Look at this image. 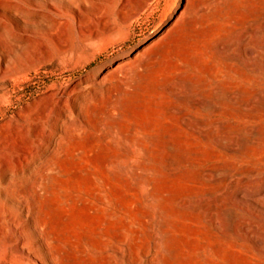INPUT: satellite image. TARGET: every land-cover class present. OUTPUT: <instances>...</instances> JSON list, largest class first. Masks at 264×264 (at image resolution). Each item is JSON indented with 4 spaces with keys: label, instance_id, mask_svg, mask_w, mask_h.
<instances>
[{
    "label": "rangeland",
    "instance_id": "1",
    "mask_svg": "<svg viewBox=\"0 0 264 264\" xmlns=\"http://www.w3.org/2000/svg\"><path fill=\"white\" fill-rule=\"evenodd\" d=\"M100 2L96 27L112 29L85 39L69 15L48 34L16 10L71 14L68 0H0V136L19 126L0 199L15 183L59 240L53 261L0 240V264H264V209L238 198L264 185V76L218 53L261 26L264 0H149L135 15ZM54 95L71 109L61 131L42 114Z\"/></svg>",
    "mask_w": 264,
    "mask_h": 264
},
{
    "label": "bare ground",
    "instance_id": "2",
    "mask_svg": "<svg viewBox=\"0 0 264 264\" xmlns=\"http://www.w3.org/2000/svg\"><path fill=\"white\" fill-rule=\"evenodd\" d=\"M100 1L101 0H68L69 5L71 6V14H66L65 12L61 11L55 4H53V7L57 11V16H50L44 14L43 12H36V14H34V18H29L33 16V12L31 13L26 7L16 6V10L23 19H34V21H31V24L43 21L47 25V28L49 30L48 34L57 33L64 24L66 26L68 25L69 27V24L66 20L63 21L59 18L62 15H69L78 25L84 23L89 26L90 29L88 33L84 34V38L88 39L89 36H102L106 31H110L112 29V26H107L104 27L102 31H100L96 27L95 21L99 19L102 14L100 9L102 5ZM147 1L149 0H133V5H130V0H122V4L123 7L127 10L133 6L134 8L131 10V13L135 15L140 12V10L146 5ZM122 20H125L124 16L122 17ZM256 40L259 41L257 42ZM233 48H236L239 53L230 52ZM7 52L10 51L7 50ZM218 53H222L223 55H226L230 58L237 59L243 57L251 59L253 60V63L249 64V69L254 70L264 76V20L260 27H248L240 38L233 39L227 47H218ZM15 73L16 72H12L11 76H14ZM226 97L227 94L222 89H219L217 92V98L221 99ZM208 105L211 106L212 103ZM67 110L71 111V109H68V106H66V104L64 103V99L61 97L59 98L58 95H54V97H52V99L50 100L49 107H46L42 114L44 117H49V114L54 112L55 116L53 117L54 119L51 124L52 126H54L55 130L60 129L61 131V123L63 122L62 117H66L65 114ZM5 114L6 112H1L0 110V118ZM18 130V124L16 125V127L13 126V129L9 128L3 130V134L2 136H0V150L6 151L5 154L14 147V132H17ZM55 130L42 131V136L46 137L45 140L49 141L47 147H50L55 142ZM36 135H39V133L37 132ZM246 136L248 135H245V133L239 134L237 136L238 141L243 142ZM24 157L25 156H23V158ZM0 166L7 169L8 171L13 168L11 161L7 158L6 155H0ZM43 182V180L40 181V184ZM9 185L10 186L8 187V189L6 188L3 191L6 194H10L11 199H7L8 201L5 202L0 199V240H4L5 243H15L17 250L21 252H24L23 248H25L26 246L34 245V242H36L35 248L32 249V251L34 252V256L39 260L41 259V261L44 256L45 259L53 261L56 256L52 253L51 249L57 240L53 238V236L51 235L52 233H50L45 228L44 224L40 220L39 201L34 199L33 202H31L29 199H27L25 194H20V192L19 194L16 193L15 183L11 182ZM262 197H264V185L262 190L253 193V195L241 193L240 195H238V198H240L241 201L238 202L242 203V201L245 200L244 203H251L256 210L264 209V202L261 200ZM39 198L40 200H42L41 197ZM17 207L23 212H26V214L23 215L25 216V219H23L25 222L22 221L20 217H18ZM231 214L232 212H225V218L228 221H230V218H232L231 216H233ZM12 215H16L15 219L14 217H12ZM58 245L59 243L57 244V246Z\"/></svg>",
    "mask_w": 264,
    "mask_h": 264
}]
</instances>
